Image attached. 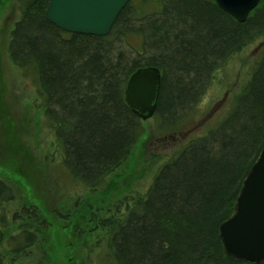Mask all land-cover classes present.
Listing matches in <instances>:
<instances>
[{"label":"trees","instance_id":"obj_1","mask_svg":"<svg viewBox=\"0 0 264 264\" xmlns=\"http://www.w3.org/2000/svg\"><path fill=\"white\" fill-rule=\"evenodd\" d=\"M48 1L29 0L21 8L8 55L13 65L35 70L60 162L92 188L127 161L141 135V120L124 94L136 69H159L153 117L169 131L192 115L214 72L264 35V0L243 23L213 0H158L157 11L140 17L129 2L101 37L51 25L44 17ZM134 35L142 39L139 50L129 43ZM263 149L264 54L226 119L157 168L122 218L100 220L109 264H251L226 253L220 226L235 213ZM13 198L0 180V203ZM34 237L26 233V247Z\"/></svg>","mask_w":264,"mask_h":264},{"label":"rangeland","instance_id":"obj_2","mask_svg":"<svg viewBox=\"0 0 264 264\" xmlns=\"http://www.w3.org/2000/svg\"><path fill=\"white\" fill-rule=\"evenodd\" d=\"M28 1L0 0V180L14 197L0 203L2 264H109L111 250L100 220L122 218L152 184L157 168L226 119L264 54V35L214 72L182 126L163 131L155 117L141 121V135L127 161L92 188L72 178L60 162L35 70L19 68L9 58L11 29ZM141 1H130L138 17L159 9L158 0ZM128 39L139 50L142 39ZM27 232L35 235L28 247Z\"/></svg>","mask_w":264,"mask_h":264},{"label":"water","instance_id":"obj_3","mask_svg":"<svg viewBox=\"0 0 264 264\" xmlns=\"http://www.w3.org/2000/svg\"><path fill=\"white\" fill-rule=\"evenodd\" d=\"M131 0H49L45 19L62 31L87 36H107L117 17ZM218 8L243 23L261 0H213ZM154 66L131 74L125 103L141 121L154 116L161 85ZM253 165L237 197L235 213L220 226L229 256L251 264L264 262V149Z\"/></svg>","mask_w":264,"mask_h":264},{"label":"flooded vegetation","instance_id":"obj_4","mask_svg":"<svg viewBox=\"0 0 264 264\" xmlns=\"http://www.w3.org/2000/svg\"><path fill=\"white\" fill-rule=\"evenodd\" d=\"M1 234V233H0ZM0 238H1V236H0Z\"/></svg>","mask_w":264,"mask_h":264}]
</instances>
